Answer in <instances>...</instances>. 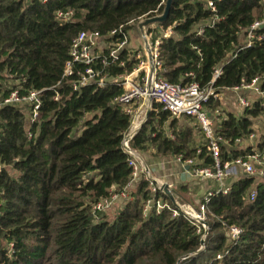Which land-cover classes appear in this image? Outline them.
<instances>
[{"label": "trees", "instance_id": "trees-1", "mask_svg": "<svg viewBox=\"0 0 264 264\" xmlns=\"http://www.w3.org/2000/svg\"><path fill=\"white\" fill-rule=\"evenodd\" d=\"M165 2L0 0V96L13 89L42 91L34 122L27 106L0 108V264H177L183 256L188 257L180 264H264V179L242 176L227 194L210 198L202 251L195 227L183 215L152 210L143 216L152 195L142 178L135 197L112 221L92 212L93 203L130 181L128 155L121 147L129 117L112 103L122 93L119 85L74 90V75L62 77L71 41L82 31L105 34L120 25L137 31V22L160 15ZM57 11L72 16L62 21ZM263 14L264 0H173L166 21L155 26L158 32L172 26V35L158 46L162 78L202 88L222 66L216 91L255 77L264 91V26L254 46L240 49L244 31ZM120 57L124 66H111L112 76L136 65L126 50ZM148 114L130 142L133 149L152 145L160 154L197 160L196 167L212 166L203 136L193 146L191 131H176L175 117L158 104ZM262 116L264 98L240 114L223 113L215 127L216 136L227 141L220 146L222 162L249 151L237 149L235 140L255 131ZM154 121L168 122L173 138ZM253 186L254 198L246 202ZM155 196L169 202L161 190ZM229 225L242 231L236 243L226 235Z\"/></svg>", "mask_w": 264, "mask_h": 264}, {"label": "built area", "instance_id": "built-area-1", "mask_svg": "<svg viewBox=\"0 0 264 264\" xmlns=\"http://www.w3.org/2000/svg\"><path fill=\"white\" fill-rule=\"evenodd\" d=\"M41 1L45 2L46 0ZM208 7L214 10L211 1H208ZM71 16V11L56 12V17L62 21L70 20ZM263 26L264 14L262 19L255 20L244 31L243 44L240 49L254 46L262 38L257 34V30ZM171 35L172 26L160 30L156 36H152L151 30H148V46L146 47L142 42L141 48L134 50L128 45L130 36L123 25L105 34L98 31L79 32L71 41L69 59L64 65L62 77L68 78L74 75L75 79L71 83L74 90L89 84L97 88H104L107 84L119 85L122 88V93L114 97L112 103L120 106L129 117V126L123 133L121 147L128 155V165L132 171L130 181L121 190L112 192L109 196L93 203V214L97 216V214L105 213L119 201L127 200L131 191H135L139 179L142 178L148 183L152 195L144 203L143 216L146 217L152 210L154 213L170 210L173 217L179 214L183 215L195 227L196 233L200 237L199 251H202L205 248L204 240L209 229L207 204L210 198L216 194L229 192L231 188V182L227 183L229 177H233L234 181L242 176L253 177L257 180L264 179V116L256 121L255 131L250 132L245 139L235 140L236 146L238 145L237 149L250 147L249 151L230 161L222 162L220 146L227 144V141L216 136L215 127L223 113L229 111L224 99L228 96V99L232 100L240 110H244L250 108L254 101L262 100L264 91L259 87L260 78L258 77L249 82L242 81L237 86L216 91L214 81L221 74L222 66L214 69L212 80L206 87L201 88L197 83L182 85L166 81L161 76L163 68L158 58V46L161 39ZM125 50L128 52V59L134 56L135 67L123 75H110L107 70L111 66H124L125 61L120 57V54H123ZM41 93L42 91L37 90L20 92L18 89H13L6 95L0 96V108L7 105L27 106L29 121L34 122L41 106ZM211 100L218 102L217 107H211ZM154 104H158L163 110L168 111L172 117L187 116L194 119L206 142V148L212 158L211 167L199 168L194 166L192 159L183 161L181 156H177V160L181 161L184 168H188L193 179L211 180L214 183V188L207 192L197 206L179 203L176 200V205H174L170 200L168 202L156 197V192L161 190L164 183L152 177L150 167L145 164L138 151L130 145L148 112L153 110ZM254 195L255 187L253 186L245 201H252ZM241 233V229L236 225H229L226 228V235L231 243H236ZM187 257H181L177 264ZM215 259L220 260L221 255H216Z\"/></svg>", "mask_w": 264, "mask_h": 264}, {"label": "rangeland", "instance_id": "rangeland-1", "mask_svg": "<svg viewBox=\"0 0 264 264\" xmlns=\"http://www.w3.org/2000/svg\"><path fill=\"white\" fill-rule=\"evenodd\" d=\"M150 30L152 32V36H156L160 33L158 32V30H156L155 26H152ZM128 35L130 36L128 45L134 50L141 48L142 40H140L138 31L129 29ZM140 52H142V50H140ZM233 106L236 109L233 111V113L240 114L242 110H240L236 104H233ZM153 107L154 105L152 106V109ZM148 116L149 114H147V116L145 117L144 122L147 121V119L149 118ZM175 119L176 131L179 129L191 131V144L193 146H197L199 143L203 142L202 134L199 131V128L196 125L194 119H189L185 117H175ZM153 124L156 126V128L161 127V129L165 130L166 137L173 138V133L168 127V122L161 125L160 123H157V121H154ZM138 153L140 157L144 160L145 164H147L151 168L152 177L162 181L164 184H169L174 199L177 200V202L189 203L193 206H197L198 203H200L204 199L205 195L208 192L205 191L206 188L204 184L201 182H196L197 180L193 179L192 176H190L191 174H189V176L188 174H185L184 167L182 166L181 161L177 160V156L171 154H160L155 150L154 146L152 145L147 146V148L143 151H138ZM193 162L195 165L197 160H193ZM151 163H153L154 165H150ZM171 175L173 177L177 176V181H171ZM208 185H211V183L208 182ZM133 197H135L134 190L131 191L128 199H132ZM127 200L119 201L105 213L100 215L103 216L106 220L112 221L116 217V215H118V213L124 208Z\"/></svg>", "mask_w": 264, "mask_h": 264}, {"label": "water", "instance_id": "water-1", "mask_svg": "<svg viewBox=\"0 0 264 264\" xmlns=\"http://www.w3.org/2000/svg\"><path fill=\"white\" fill-rule=\"evenodd\" d=\"M172 1L173 0H166L163 12L160 15L143 18L139 22H137L136 28L138 34L146 47L148 46V40H147L148 30L150 29V27L161 25L166 21L170 12ZM161 191L168 197V199L172 204L176 205L175 199L173 197V193L168 184H164L161 187Z\"/></svg>", "mask_w": 264, "mask_h": 264}, {"label": "crops", "instance_id": "crops-1", "mask_svg": "<svg viewBox=\"0 0 264 264\" xmlns=\"http://www.w3.org/2000/svg\"><path fill=\"white\" fill-rule=\"evenodd\" d=\"M225 97V96H224ZM224 102L226 103V106H227V110H229V111H226V112H233L234 110H236L235 108H234V106H233V102H232V100H230V99H228V96H226L225 97V99H224ZM150 165H154L153 163H151ZM151 169V168H150ZM152 169H153V167H152ZM152 171V170H151ZM184 172H185V174H188V176H189V171H188V168L187 167H185L184 168ZM166 175V174H165ZM164 176V175H163ZM171 181H173V182H175V181H177V179H176V177H173L172 175H171ZM196 180V179H195ZM235 179L233 178V177H229L228 179H227V183H232L233 181H234ZM196 182H201V183H203L204 184V186H205V191H209L210 189H212V188H214V183H213V181H211V180H207V181H205V180H197ZM208 182H210L211 183V185H208ZM168 183V182H167ZM169 185V184H168ZM206 193V192H205Z\"/></svg>", "mask_w": 264, "mask_h": 264}]
</instances>
